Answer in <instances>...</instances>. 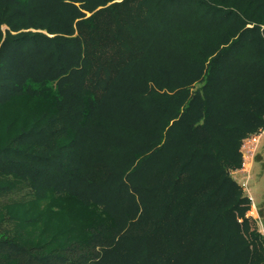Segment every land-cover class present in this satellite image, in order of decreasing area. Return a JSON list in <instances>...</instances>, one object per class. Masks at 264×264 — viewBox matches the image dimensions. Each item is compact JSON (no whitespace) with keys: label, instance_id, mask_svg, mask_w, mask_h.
<instances>
[{"label":"trees","instance_id":"obj_1","mask_svg":"<svg viewBox=\"0 0 264 264\" xmlns=\"http://www.w3.org/2000/svg\"><path fill=\"white\" fill-rule=\"evenodd\" d=\"M263 129L264 0H0V264H264Z\"/></svg>","mask_w":264,"mask_h":264},{"label":"rangeland","instance_id":"obj_2","mask_svg":"<svg viewBox=\"0 0 264 264\" xmlns=\"http://www.w3.org/2000/svg\"><path fill=\"white\" fill-rule=\"evenodd\" d=\"M239 169L240 168L230 171L232 178H238ZM251 170L252 179L250 183V189L254 198L256 210H254L251 206L252 209L248 213V216L256 219L257 225L255 226L258 227L259 231L264 235V136L262 137L259 150L255 155V160L251 167Z\"/></svg>","mask_w":264,"mask_h":264},{"label":"built area","instance_id":"obj_3","mask_svg":"<svg viewBox=\"0 0 264 264\" xmlns=\"http://www.w3.org/2000/svg\"><path fill=\"white\" fill-rule=\"evenodd\" d=\"M263 136L264 129L261 130L258 134L251 135L243 140L240 149L242 154V165L238 170V178L233 177L234 180L241 186L245 195L249 198L251 206L254 210H256V206L250 189V183L252 179L251 167L254 163L255 155L259 150V146Z\"/></svg>","mask_w":264,"mask_h":264}]
</instances>
